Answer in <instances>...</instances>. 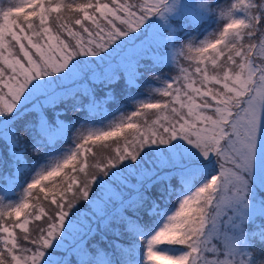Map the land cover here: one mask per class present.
Returning <instances> with one entry per match:
<instances>
[{"label":"snow or ice","instance_id":"6c2138e0","mask_svg":"<svg viewBox=\"0 0 264 264\" xmlns=\"http://www.w3.org/2000/svg\"><path fill=\"white\" fill-rule=\"evenodd\" d=\"M169 65L156 102L61 147L68 107L102 122L113 85ZM258 218L264 0L0 9V264H260Z\"/></svg>","mask_w":264,"mask_h":264},{"label":"rangeland","instance_id":"374dc122","mask_svg":"<svg viewBox=\"0 0 264 264\" xmlns=\"http://www.w3.org/2000/svg\"><path fill=\"white\" fill-rule=\"evenodd\" d=\"M16 0H0V9H5L8 6L15 3ZM76 2H81V0H76ZM135 2V0H133ZM212 27H215L214 25ZM212 29L209 28V31ZM203 36L200 37L202 39ZM186 63V62H185ZM187 66V65H186ZM143 71V77L137 81L136 85L131 88H126L124 81H120L117 84L113 85L114 91V99H109L107 101L102 102V106L104 109L105 116L107 117L102 122L97 119V123L95 124H85L83 128H81V122L83 121V116L87 115V113H79L73 112L70 107L67 108L66 114L61 116V119L65 121V123L71 125L75 122V128L68 135L67 143L61 145L63 149H68L73 147V141L75 136L79 135L76 129H80L81 132H87L88 128H99L106 130L108 127L118 122L122 117H127L131 115V112L136 110L137 104L139 101H148V102H156L159 99V94L155 91L156 88L161 87L159 81L154 78V75H175L176 73L173 71L171 65L162 66L157 69H146ZM135 97V99H129L128 97ZM66 106H61V108H65ZM51 118V114H50ZM151 118H155L154 116ZM131 139V137H129ZM97 151H100L99 148ZM36 159L35 157H33ZM91 162V161H90ZM22 193V189H19L17 192L16 199H19L20 194ZM8 201H4V204H7ZM173 203H175V198H173ZM171 207V205L169 206ZM178 207V204L176 205ZM260 224H264V219H257L255 222L256 226ZM109 239H113L109 237ZM119 243L122 246H126L128 243L127 238H120ZM146 245V242H142ZM103 247H107V244H102Z\"/></svg>","mask_w":264,"mask_h":264},{"label":"clouds","instance_id":"9594fccd","mask_svg":"<svg viewBox=\"0 0 264 264\" xmlns=\"http://www.w3.org/2000/svg\"><path fill=\"white\" fill-rule=\"evenodd\" d=\"M260 264H264V261H261Z\"/></svg>","mask_w":264,"mask_h":264},{"label":"trees","instance_id":"16d2710c","mask_svg":"<svg viewBox=\"0 0 264 264\" xmlns=\"http://www.w3.org/2000/svg\"><path fill=\"white\" fill-rule=\"evenodd\" d=\"M98 95H102V93H98ZM103 102V101H102Z\"/></svg>","mask_w":264,"mask_h":264}]
</instances>
